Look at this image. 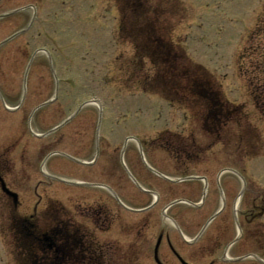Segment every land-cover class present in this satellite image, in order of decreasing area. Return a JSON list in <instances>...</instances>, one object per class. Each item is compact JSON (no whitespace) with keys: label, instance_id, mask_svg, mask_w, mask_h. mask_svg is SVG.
Wrapping results in <instances>:
<instances>
[{"label":"rangeland","instance_id":"rangeland-1","mask_svg":"<svg viewBox=\"0 0 264 264\" xmlns=\"http://www.w3.org/2000/svg\"><path fill=\"white\" fill-rule=\"evenodd\" d=\"M165 2L164 37H170L167 30L175 24L173 37L216 74L228 100L246 103L248 118L225 126L221 140L202 130L201 104L189 101L183 109L161 91L138 84L140 79L143 83L146 69L140 73L135 69L132 47L122 50L115 0H0V176L18 195L15 204L0 188V264H19L25 253L16 239V225L32 216L39 222L38 233L62 222H82L104 245L116 244L110 256L119 254L114 258L117 264H157L153 251L162 230L174 232L175 245L189 264H210L211 249L187 242L194 230H187L189 236L182 241L164 212L169 199L171 203L187 199L189 192H195L192 200L199 201L205 184L199 180L188 185L167 183L153 169L175 181L183 175L209 173L210 192L219 202V170L233 168L243 174V180L231 174L221 179L233 222L240 225L251 206L261 205L264 116L249 103L240 73L243 61L238 59L253 44L252 29L264 14V0ZM38 49L49 50L52 58ZM149 73L153 76L154 70ZM95 100L97 104L83 105ZM176 133L178 139L184 137V144L176 145L179 160L174 148L171 153L163 149L174 142L171 137ZM159 136L162 139L156 141ZM134 137L126 146L127 139ZM154 138L163 147L149 143ZM53 152L59 154L50 158ZM52 176L91 185L79 187ZM132 176L142 187L161 194L158 204L143 216L133 210L150 206L154 198L141 194ZM99 185L109 186L114 195ZM242 191L246 194L237 211ZM168 214L178 220L180 212L175 207ZM197 215L193 229L203 221V213ZM258 218L250 229L262 236L258 247L250 238L230 257L250 253L264 260V216ZM231 229L233 236L237 230ZM170 255L169 261V254L163 252L167 264H180Z\"/></svg>","mask_w":264,"mask_h":264},{"label":"trees","instance_id":"trees-1","mask_svg":"<svg viewBox=\"0 0 264 264\" xmlns=\"http://www.w3.org/2000/svg\"><path fill=\"white\" fill-rule=\"evenodd\" d=\"M122 16L135 28L136 34H133V40L137 49L141 47L139 55L140 67L144 64V57H148L150 62L156 67L159 65H168L169 68H163L160 72H156L153 84H157L160 80L163 94L171 101H184L197 99L206 103V114L203 119L205 121L204 128L209 131L220 132L218 128L226 122L242 120L245 115V109L242 106H233L222 99L221 92L218 91L216 84L212 81L211 76L203 68L199 66L190 67L186 62L185 53L173 44L165 41L158 33V19H147L152 12L149 0H117ZM148 22V23H146ZM260 38L257 44L251 48L250 64L247 67L248 85L252 99L256 104V108L264 115V24L257 28ZM125 33V34H124ZM128 32H121V36ZM124 38H127L126 36ZM141 38H144L141 40ZM140 39V40H139ZM250 70V71H249ZM172 90V93L169 91ZM256 92V93H255ZM197 98V99H196ZM195 99V100H194ZM24 245L29 249V237L24 236ZM27 253V258L31 264H65L67 258H59L52 261L46 256L33 251ZM72 259V257H69ZM80 263V260H78Z\"/></svg>","mask_w":264,"mask_h":264},{"label":"flooded vegetation","instance_id":"flooded-vegetation-1","mask_svg":"<svg viewBox=\"0 0 264 264\" xmlns=\"http://www.w3.org/2000/svg\"><path fill=\"white\" fill-rule=\"evenodd\" d=\"M210 203H211V202H210ZM209 207H210V204H209ZM222 221L226 222L227 220L224 218V220H222ZM222 223H223V222H222ZM221 227H222V225L218 228L219 231H220ZM222 229H223V232H224V236L227 238V235L230 234V233H229V231H230L229 226L225 225ZM168 238H169V236L167 235V242H169ZM169 245L171 246L170 242H169ZM171 248L173 249L172 246H171Z\"/></svg>","mask_w":264,"mask_h":264}]
</instances>
